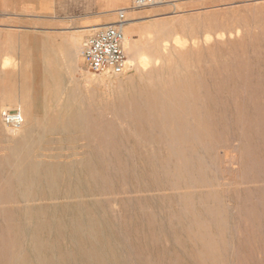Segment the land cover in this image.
I'll return each mask as SVG.
<instances>
[{
	"label": "rangeland",
	"instance_id": "374dc122",
	"mask_svg": "<svg viewBox=\"0 0 264 264\" xmlns=\"http://www.w3.org/2000/svg\"><path fill=\"white\" fill-rule=\"evenodd\" d=\"M34 1L0 0V264H264V0H123L121 74L86 65L95 27L50 29ZM8 98L31 108L23 149Z\"/></svg>",
	"mask_w": 264,
	"mask_h": 264
},
{
	"label": "built area",
	"instance_id": "2783aa9c",
	"mask_svg": "<svg viewBox=\"0 0 264 264\" xmlns=\"http://www.w3.org/2000/svg\"><path fill=\"white\" fill-rule=\"evenodd\" d=\"M131 8L143 9L158 6L168 0H131ZM125 22L124 10L117 11V19L113 23L94 28L82 49V57L90 70L96 73L112 72L121 74L126 70L127 58L123 47L122 26ZM4 124L10 128H18L23 123L19 110H5L2 113Z\"/></svg>",
	"mask_w": 264,
	"mask_h": 264
},
{
	"label": "crops",
	"instance_id": "0c3cea01",
	"mask_svg": "<svg viewBox=\"0 0 264 264\" xmlns=\"http://www.w3.org/2000/svg\"><path fill=\"white\" fill-rule=\"evenodd\" d=\"M123 3V0H40L30 2L34 7L45 8V12L52 15V27L50 29L53 30L71 29L67 27L68 24L65 22H70L73 19L80 20L79 28L81 30L113 23L116 19V14L113 11L122 7ZM138 12V10L128 11L126 16L133 19L137 16H143L142 13ZM62 26L65 27L62 28ZM46 42V45L51 46L53 55H59L63 52L60 49L63 47L60 44L61 41ZM68 43L73 47L72 52L75 53L76 41H68Z\"/></svg>",
	"mask_w": 264,
	"mask_h": 264
},
{
	"label": "bare ground",
	"instance_id": "6f19581e",
	"mask_svg": "<svg viewBox=\"0 0 264 264\" xmlns=\"http://www.w3.org/2000/svg\"><path fill=\"white\" fill-rule=\"evenodd\" d=\"M127 9V8H126ZM129 9H132L133 10V8H131V5H130V7H129ZM123 27V26H122ZM122 29V28H121ZM124 31H125V29H124ZM126 32V31H125ZM123 40H124V42H125V44L128 46V49L130 48V49H132V44H131V40H130V38L128 37V36H123ZM178 41V40H177ZM77 46V45H76ZM78 53V50L76 51V54ZM44 60V59H43ZM42 59H41V61H43ZM132 60H134L133 58L131 59H128L127 60V62L128 63H131V61ZM135 60H137L142 66H145V65H147L148 63H147V57L145 56V55H143V54H140V53H138L137 54V57H135ZM44 62V61H43ZM41 65H43V63L41 64ZM49 70V69H48ZM46 71V70H45ZM44 84V83H43ZM36 87V86H35ZM44 87H45V85H44ZM43 91H44V89H43ZM44 93V92H43ZM45 94H46V92H45ZM26 97V96H25ZM8 100V102H9V104H12V105H14L21 113H22V115H23V117H24V122L21 124V126L20 127H18L17 129H15V130H17V133H16V136H13V137H11L12 138V141L13 142H15L16 143V149H23V148H25V146H24V143H26L25 141H26V138H27V136H28V132H29V130H30V119L32 120V118H33V116H31V108H30V106H29V104H28V101L25 99V98H8L7 99ZM44 100V99H43ZM151 100V99H150ZM153 100V99H152ZM151 100V101H152ZM131 101V100H130ZM157 102V101H156ZM132 103V102H131ZM136 103V102H135ZM147 103V102H146ZM148 103H149V100H148ZM154 103V102H153ZM132 105V104H131ZM134 106L136 105V104H133ZM150 105V104H149ZM68 109V108H67ZM33 110H34V107H33ZM139 110V109H138ZM69 111V110H68ZM133 111V110H132ZM74 112V111H73ZM139 112H140V110H139ZM47 113V112H46ZM77 113V112H76ZM89 113V112H88ZM131 114H132V112H130ZM63 114V113H62ZM81 114V113H80ZM87 114V113H86ZM47 115V114H46ZM53 115V114H52ZM74 115V114H73ZM35 116V115H34ZM42 116V115H41ZM61 116V115H60ZM77 116V115H76ZM86 117H87V115H85ZM84 116V117H85ZM88 116H90V115H88ZM129 116V115H128ZM139 116V115H138ZM137 116V117H138ZM30 117H32V118H30ZM72 117V116H71ZM85 117V118H86ZM74 118V117H73ZM129 118V117H128ZM54 119H55V117H54ZM67 120L65 121L64 120V122H62V125H63V127L65 128V129H69L70 127H71V125H73V123L71 122L72 120L69 118V117H67L66 118ZM88 119H89V117H88ZM130 119V118H129ZM49 120V119H48ZM62 120V119H61ZM60 120V121H61ZM71 120V121H70ZM74 120H78L77 118L76 119H74ZM53 122H54V120H53ZM55 122H57L56 121V119H55ZM85 122V121H84ZM136 122V121H135ZM77 124V123H76ZM83 124H85V123H83ZM91 124V123H90ZM90 124H88V125H90ZM97 124V123H96ZM33 125V124H32ZM53 125V124H52ZM86 125V124H85ZM58 126H60V124H59V120H58ZM77 126H78V124H77ZM81 126H82V124H81ZM60 127H62V126H60ZM88 127V126H87ZM162 127V126H161ZM55 128V127H54ZM57 128V127H56ZM76 128H78V127H76ZM72 130V129H71ZM74 130V129H73ZM80 130V129H79ZM99 130V129H98ZM62 132H63V130H61ZM84 131V130H83ZM97 131V130H96ZM56 132H58L57 130H56ZM88 132V131H87ZM90 133V132H89ZM30 135V134H29ZM240 140V139H239ZM29 141V140H28ZM30 145H31V143H30ZM29 147V146H28ZM28 148L26 147V150H27ZM31 149V148H30ZM234 149L236 150V155L234 156V159H236V160H238L239 159V157H240V151H239V149H238V147H234ZM31 150H33V149H31ZM30 150V151H31ZM233 150V149H232ZM25 153H27V151L25 152ZM30 154H31V152H30ZM220 157V156H219ZM226 161H227V159H226ZM24 165H23V169H21V171H20V173L18 174V175H24V176H26L27 177V179H28V176H31V177H33L34 179H37V180H43V181H46L47 183H49V184H52L53 183V181L55 180V174H56V172H57V169H56V166H55V164H53V163H44V162H40V161H34V160H30L29 158H27V157H25L24 158V160H23V162H22ZM225 163V162H224ZM236 163V162H235ZM229 164V163H228ZM68 165H69V163H68ZM239 165V164H238ZM227 167V166H226ZM238 167V166H237ZM225 168V167H224ZM222 170V169H221ZM230 173H233V176L236 178V177H238V173H237V171H236V169H232V170H230ZM74 174V173H73ZM231 175V174H230ZM230 183V182H229ZM55 186V185H54ZM231 188V187H230ZM231 190V189H230Z\"/></svg>",
	"mask_w": 264,
	"mask_h": 264
}]
</instances>
